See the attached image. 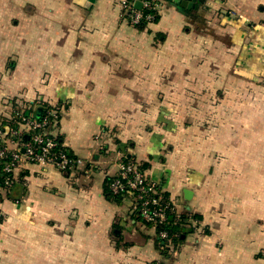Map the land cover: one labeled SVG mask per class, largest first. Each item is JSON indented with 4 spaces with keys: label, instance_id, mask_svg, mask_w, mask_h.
I'll return each mask as SVG.
<instances>
[{
    "label": "crops",
    "instance_id": "1",
    "mask_svg": "<svg viewBox=\"0 0 264 264\" xmlns=\"http://www.w3.org/2000/svg\"><path fill=\"white\" fill-rule=\"evenodd\" d=\"M122 2L0 0V121L58 105L81 160L18 173L0 264H264V0H161L143 30ZM128 159L201 215L167 257L132 198L106 194Z\"/></svg>",
    "mask_w": 264,
    "mask_h": 264
},
{
    "label": "built area",
    "instance_id": "2",
    "mask_svg": "<svg viewBox=\"0 0 264 264\" xmlns=\"http://www.w3.org/2000/svg\"><path fill=\"white\" fill-rule=\"evenodd\" d=\"M135 1L142 2L140 9L136 8ZM160 1L123 0L122 19L137 25L146 9L158 10ZM145 17L151 21L154 14L149 13ZM11 105L10 112L0 121V204L19 180L18 173L28 164L55 166L61 171L70 172L81 163V160L67 152L65 143L53 132L61 119L58 105L38 101L40 114L29 103L15 101ZM109 188L116 196L128 194L141 219L156 229L168 221L169 213L173 215L175 224L191 222L194 227L199 224L197 218L180 211L170 198L164 199L162 188L148 178L133 159L119 163V170L111 179ZM157 237L170 242L167 229L157 231Z\"/></svg>",
    "mask_w": 264,
    "mask_h": 264
},
{
    "label": "trees",
    "instance_id": "3",
    "mask_svg": "<svg viewBox=\"0 0 264 264\" xmlns=\"http://www.w3.org/2000/svg\"><path fill=\"white\" fill-rule=\"evenodd\" d=\"M149 13L154 14V19L151 20V21L146 19V17H145ZM158 20H159L158 10L146 9L144 11V17L142 18L141 22L136 25V27H138L140 30H143V29H145L147 27V25L150 22H156ZM38 114H40V112H38ZM66 150L71 156H74L73 153L68 148ZM137 163L145 171L146 176L148 178H150L149 175H148V171L146 170L148 165L146 163L142 164V163H140L138 161H137ZM110 182H111V179H107L106 180V185H105L106 194H107V196L113 198L114 200L119 201V198L122 197V196H125V195H121V196L113 195L111 193V191H110V188H109ZM160 188H161V186H160ZM127 195L128 194H126V196ZM162 195H163L164 199L169 200V196H168V194L166 192H163ZM183 212L184 213H190L194 218H197L198 220H200V218H201V215H199V214H193L190 211H186V210H183ZM138 215H139V213H138ZM168 216H169L168 221L164 222L161 225H158V227H157V231L167 229L170 232V242L169 241L160 240L157 237L158 238L157 239L158 246L161 248V251H162V253H163V255L165 257H167L168 255H171L173 253V250L177 249L178 245L183 242V240H184L183 234H185L184 231H183V228L189 227V226L194 227V225H192L191 222H185V223L182 222V223H179V224H175V223H173L174 222L173 221V215L171 213H169ZM140 218H141V216H140ZM158 264H165V262H164V260H162L161 262L159 261Z\"/></svg>",
    "mask_w": 264,
    "mask_h": 264
},
{
    "label": "water",
    "instance_id": "4",
    "mask_svg": "<svg viewBox=\"0 0 264 264\" xmlns=\"http://www.w3.org/2000/svg\"><path fill=\"white\" fill-rule=\"evenodd\" d=\"M170 1H173L174 3L180 5L183 8H186V9H193V8H195L197 2H201V0H170ZM135 6H136V8L140 9L142 6V2L136 1ZM185 192L187 194L186 196L189 198L191 192L189 190H186ZM183 231H184V233H186L188 231H192V229L184 228ZM184 236H185V234H183V237Z\"/></svg>",
    "mask_w": 264,
    "mask_h": 264
}]
</instances>
